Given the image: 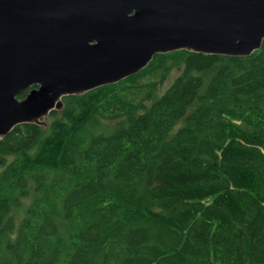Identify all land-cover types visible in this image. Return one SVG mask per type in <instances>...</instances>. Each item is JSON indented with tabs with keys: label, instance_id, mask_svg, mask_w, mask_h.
<instances>
[{
	"label": "trees",
	"instance_id": "trees-1",
	"mask_svg": "<svg viewBox=\"0 0 264 264\" xmlns=\"http://www.w3.org/2000/svg\"><path fill=\"white\" fill-rule=\"evenodd\" d=\"M48 117L0 138V264H264V40L155 54Z\"/></svg>",
	"mask_w": 264,
	"mask_h": 264
},
{
	"label": "water",
	"instance_id": "water-1",
	"mask_svg": "<svg viewBox=\"0 0 264 264\" xmlns=\"http://www.w3.org/2000/svg\"><path fill=\"white\" fill-rule=\"evenodd\" d=\"M263 40L264 0H0V138L155 54L246 56Z\"/></svg>",
	"mask_w": 264,
	"mask_h": 264
},
{
	"label": "rangeland",
	"instance_id": "rangeland-1",
	"mask_svg": "<svg viewBox=\"0 0 264 264\" xmlns=\"http://www.w3.org/2000/svg\"><path fill=\"white\" fill-rule=\"evenodd\" d=\"M181 69H182L181 66L180 67H175V66L172 67L170 73L168 74V76L166 77L164 82L158 86V91H157L158 94H161L166 90V88L173 82L175 77L177 75H179V73L181 72ZM49 122H50V118L47 115L41 119L40 125L43 127H47ZM115 124H116V121H102V129L105 131H110L115 126Z\"/></svg>",
	"mask_w": 264,
	"mask_h": 264
}]
</instances>
